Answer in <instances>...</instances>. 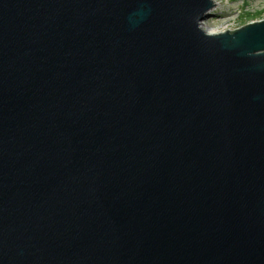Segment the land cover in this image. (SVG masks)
Here are the masks:
<instances>
[{
	"label": "water",
	"instance_id": "water-1",
	"mask_svg": "<svg viewBox=\"0 0 264 264\" xmlns=\"http://www.w3.org/2000/svg\"><path fill=\"white\" fill-rule=\"evenodd\" d=\"M214 0H0V264H264V19Z\"/></svg>",
	"mask_w": 264,
	"mask_h": 264
},
{
	"label": "rangeland",
	"instance_id": "rangeland-1",
	"mask_svg": "<svg viewBox=\"0 0 264 264\" xmlns=\"http://www.w3.org/2000/svg\"><path fill=\"white\" fill-rule=\"evenodd\" d=\"M218 1L221 2V5L218 6L210 18L204 21L203 28L205 30L209 29L218 32H226L234 28H239L248 23L261 21L264 18V0ZM259 12L262 15L258 16L257 18H250L251 15Z\"/></svg>",
	"mask_w": 264,
	"mask_h": 264
},
{
	"label": "bare ground",
	"instance_id": "bare-ground-1",
	"mask_svg": "<svg viewBox=\"0 0 264 264\" xmlns=\"http://www.w3.org/2000/svg\"><path fill=\"white\" fill-rule=\"evenodd\" d=\"M214 2H215V4L217 5V6H220L221 5V2L220 1H218V0H214ZM223 15V14H222ZM226 15V14H225ZM224 15V16H225ZM226 17V16H225ZM204 24V23H203ZM204 27V25H202V28ZM204 29V28H203ZM205 30V29H204ZM206 32H208V33H210V34H216V33H220V32H218V31H213V30H205ZM215 32V33H214Z\"/></svg>",
	"mask_w": 264,
	"mask_h": 264
},
{
	"label": "trees",
	"instance_id": "trees-1",
	"mask_svg": "<svg viewBox=\"0 0 264 264\" xmlns=\"http://www.w3.org/2000/svg\"><path fill=\"white\" fill-rule=\"evenodd\" d=\"M260 15H262V14L259 12V13H256V14L251 15L250 18H257Z\"/></svg>",
	"mask_w": 264,
	"mask_h": 264
},
{
	"label": "built area",
	"instance_id": "built-area-1",
	"mask_svg": "<svg viewBox=\"0 0 264 264\" xmlns=\"http://www.w3.org/2000/svg\"><path fill=\"white\" fill-rule=\"evenodd\" d=\"M263 19H264V18H263ZM235 29H237V28L231 29L230 31H233V30H235Z\"/></svg>",
	"mask_w": 264,
	"mask_h": 264
}]
</instances>
